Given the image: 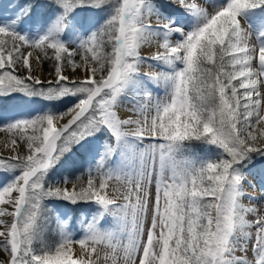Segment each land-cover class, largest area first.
I'll use <instances>...</instances> for the list:
<instances>
[{
	"label": "snow or ice",
	"instance_id": "6c2138e0",
	"mask_svg": "<svg viewBox=\"0 0 264 264\" xmlns=\"http://www.w3.org/2000/svg\"><path fill=\"white\" fill-rule=\"evenodd\" d=\"M261 78L264 0L4 6L0 264H264Z\"/></svg>",
	"mask_w": 264,
	"mask_h": 264
},
{
	"label": "rangeland",
	"instance_id": "374dc122",
	"mask_svg": "<svg viewBox=\"0 0 264 264\" xmlns=\"http://www.w3.org/2000/svg\"><path fill=\"white\" fill-rule=\"evenodd\" d=\"M25 2H26V0H0V11H3L4 6L10 5V4H16V3L24 4ZM33 2H36V0H33ZM38 18H39V10H35L34 13H33V17H30L28 22H31L32 19H38ZM153 20L155 21V18H153ZM249 42H250V45L256 43L254 35L250 38ZM144 49H152L153 51H156L157 50V46L155 44H153L151 46H145L144 48H142L141 54L144 53L143 52ZM257 51H258V49H257ZM144 66H146V65H144ZM144 66H142V67H144ZM253 67H258V60L253 62ZM153 69H155V71L159 70V69H156V68H153ZM44 79H46V78H44ZM261 79H264V78H261ZM43 81H45V80H43ZM260 91H261L262 94H264V85H262L260 87ZM159 94L163 95V92L161 91ZM63 105H68V104L66 103V104H63ZM2 137H3V135H2ZM197 151H200V149L197 148ZM257 166L258 165H254L253 167H257ZM60 170H62V169H57V173H54L53 176H55L56 174H59ZM55 177H57V176H55ZM248 181H251V184L255 185V187L250 186ZM152 191H153V193L155 192L154 186H153ZM243 191L245 193L253 196V197H256V199L250 201L248 199V196L246 195V196L241 198L240 202L242 204H244L245 206H255L258 209V212L260 214H264V192L261 191V188H260L258 182L253 178V176L251 174L248 175L247 180L243 184ZM61 207H63L64 210L67 211V214L70 217L75 216V217L78 218L79 215H80V212L78 210L72 209L70 206L62 204ZM247 218L251 221V220H254L256 218V216L253 215V214H249ZM53 221L55 223H53L52 226H53V228H55L56 221L55 220H53ZM73 224H75L77 228L79 227V225L76 224L75 220L73 221ZM253 231H254V229H253ZM77 249H78V246H77ZM235 255L241 256V255H244V253H242L240 251H236ZM247 258L250 261L253 260V258H254V254L251 251V245H249V250L247 252Z\"/></svg>",
	"mask_w": 264,
	"mask_h": 264
},
{
	"label": "trees",
	"instance_id": "16d2710c",
	"mask_svg": "<svg viewBox=\"0 0 264 264\" xmlns=\"http://www.w3.org/2000/svg\"><path fill=\"white\" fill-rule=\"evenodd\" d=\"M77 59H79V58L77 57ZM51 63L52 62L50 60H45L44 61L43 65H42V71H43L44 74L52 73L54 71L52 69V67H51ZM45 86H47V85H45ZM68 106H70V105L69 104L68 105H61V106L57 105V108H58L59 111H64L66 109V107H68ZM2 135L4 136V133H2ZM80 171H82V165H81V163L79 161H77L74 164V166H73V168L71 170V173H70L68 168H63L62 170L59 171V174L55 175L57 177L52 176L51 179L61 178V177L65 176V175H70V174H72V175L79 174ZM48 207H52V205L49 204ZM50 215L52 216L51 228H53L52 225H53V223H55L53 221V220H55V216H54L55 213H51ZM47 239L52 240L53 239V234L49 232L47 234Z\"/></svg>",
	"mask_w": 264,
	"mask_h": 264
},
{
	"label": "bare ground",
	"instance_id": "6f19581e",
	"mask_svg": "<svg viewBox=\"0 0 264 264\" xmlns=\"http://www.w3.org/2000/svg\"><path fill=\"white\" fill-rule=\"evenodd\" d=\"M154 22H155V21L153 20V23H154ZM143 52H144V53H142V55H150L152 52H155V51H153L152 49H144ZM141 71H142V72H146V71H155V69H153V68H149V67L146 65V66H144V67H141ZM36 74L39 75V76L41 77V80H48V79H51L50 75H45L41 69H38ZM66 74H68V75L71 76V75H72L71 70H67V71H66ZM80 75H83V73H80ZM44 78H46V79H44ZM126 114H127V113H124L123 111L121 112V115H122V116H124V115H126ZM0 138H2L1 134H0ZM6 154H7V152L5 151V155H6ZM0 257H1V258H5V259L7 258V257H6V254H4V253H0Z\"/></svg>",
	"mask_w": 264,
	"mask_h": 264
},
{
	"label": "water",
	"instance_id": "95a60500",
	"mask_svg": "<svg viewBox=\"0 0 264 264\" xmlns=\"http://www.w3.org/2000/svg\"><path fill=\"white\" fill-rule=\"evenodd\" d=\"M45 75H50V73H48V74H45ZM49 80V79H48ZM43 81V80H42ZM45 81H47V80H45ZM1 134V136H2V133H0ZM1 258V257H0Z\"/></svg>",
	"mask_w": 264,
	"mask_h": 264
}]
</instances>
